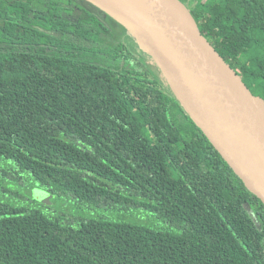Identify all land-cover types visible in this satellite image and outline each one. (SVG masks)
<instances>
[{"label":"trees","instance_id":"16d2710c","mask_svg":"<svg viewBox=\"0 0 264 264\" xmlns=\"http://www.w3.org/2000/svg\"><path fill=\"white\" fill-rule=\"evenodd\" d=\"M179 1L264 101V0ZM104 14L87 0H0V189L26 174L161 225L0 200V264H264V205Z\"/></svg>","mask_w":264,"mask_h":264},{"label":"water","instance_id":"95a60500","mask_svg":"<svg viewBox=\"0 0 264 264\" xmlns=\"http://www.w3.org/2000/svg\"><path fill=\"white\" fill-rule=\"evenodd\" d=\"M119 15L193 122L264 205V101L199 32L179 0H87Z\"/></svg>","mask_w":264,"mask_h":264},{"label":"rangeland","instance_id":"374dc122","mask_svg":"<svg viewBox=\"0 0 264 264\" xmlns=\"http://www.w3.org/2000/svg\"><path fill=\"white\" fill-rule=\"evenodd\" d=\"M104 13V22L112 32L129 47L160 82L167 86L166 77L162 74L153 57L135 39L121 17L110 11ZM1 187L2 191H9V193H4L0 189V200L12 205L30 208L47 207L52 212H62L75 218H106L113 221H124L153 227L161 225L157 221L151 220L150 216L152 215L149 213L122 208L91 207L71 198L51 194L44 187L33 184L26 174H21L19 182H5ZM238 197L244 203L246 196L238 192ZM246 208L253 213L248 205H246Z\"/></svg>","mask_w":264,"mask_h":264}]
</instances>
